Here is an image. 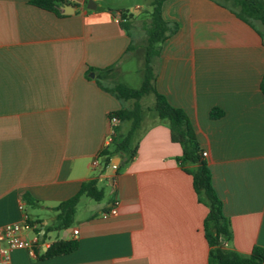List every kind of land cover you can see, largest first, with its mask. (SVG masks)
Masks as SVG:
<instances>
[{
    "label": "crops",
    "instance_id": "0c3cea01",
    "mask_svg": "<svg viewBox=\"0 0 264 264\" xmlns=\"http://www.w3.org/2000/svg\"><path fill=\"white\" fill-rule=\"evenodd\" d=\"M31 1L0 0V227L31 224L23 236L39 238L35 256L16 250L12 264H208L209 210L179 165L181 146L156 113H143L133 160L116 154L107 169L92 167L111 146L112 114L133 107L109 90L117 83L132 88L128 66L141 48L122 12H142L140 0H96V10L88 9L90 0H63L75 8L63 17ZM162 14L178 32L154 60L155 89L186 112L208 154L231 224L226 248L249 256L264 248V43L211 0H167ZM108 69L101 84L90 73ZM148 98L154 104L153 96L141 104ZM116 128L120 136L130 127ZM91 180L103 199L81 197L72 226L47 232L59 225L55 209ZM117 201L118 214L103 218ZM60 240H76L79 248L42 258Z\"/></svg>",
    "mask_w": 264,
    "mask_h": 264
},
{
    "label": "trees",
    "instance_id": "16d2710c",
    "mask_svg": "<svg viewBox=\"0 0 264 264\" xmlns=\"http://www.w3.org/2000/svg\"><path fill=\"white\" fill-rule=\"evenodd\" d=\"M167 0H153L150 4V22L144 26L146 33L145 66L143 81L138 89L128 87L123 83H117L109 90L122 104L133 102V107L128 109L123 106L120 111L112 114L120 124H129V131L125 135L115 138L110 148L104 149L99 159L102 170L112 164L116 154H124L127 162L133 160L137 153V145L132 146L133 136L139 129L144 108L142 99L148 96L154 97V105L149 108L157 114L171 132V140L182 148V155L178 162L180 167L193 179V186L201 204L205 205L209 212L204 221V232L211 247L208 264H264V248L255 246L249 256H243L233 250L221 246V241L229 242L232 239L231 224L223 213L222 201L217 196L212 182V174L206 159L202 156V149L197 139L195 128L183 109L172 106L167 99L155 89L156 73L154 60L161 54L162 45L178 32L177 24L167 23L163 19L162 6ZM230 10L240 20L258 32L264 43V0H211ZM31 5L40 9L53 12L63 17V0H32ZM124 19L134 17L132 12H122ZM127 28L128 24H123ZM111 70L97 71V81L100 83L101 73H109ZM261 92L264 96V78L261 82ZM221 112H212L211 117L221 116ZM117 129V128H116ZM86 196L99 202L104 197V191L97 186V180H91L82 185L76 196L61 203L55 210L59 212L57 220L59 225L49 228L47 232L67 229L72 226L76 207L81 197ZM27 202H33L26 196ZM79 248L76 240H60L53 243L44 253V259L68 255Z\"/></svg>",
    "mask_w": 264,
    "mask_h": 264
},
{
    "label": "built area",
    "instance_id": "2783aa9c",
    "mask_svg": "<svg viewBox=\"0 0 264 264\" xmlns=\"http://www.w3.org/2000/svg\"><path fill=\"white\" fill-rule=\"evenodd\" d=\"M119 121L115 117H111V128L106 140L107 146L112 145L113 141L117 137V125ZM207 152L202 151V156L207 157ZM101 166L100 159L97 158L92 162V167L97 169ZM118 166L115 164L113 168ZM119 202H115L113 207L108 211L102 213L103 218H108L118 214ZM20 209L23 210L24 206L21 205ZM34 229V225L31 224H7L0 227V264H12L11 253L16 250H27L31 256H35L34 246L38 241V236L34 240H28L23 236L26 231ZM74 235H78V230L73 231ZM226 242L221 241V246L226 248Z\"/></svg>",
    "mask_w": 264,
    "mask_h": 264
},
{
    "label": "rangeland",
    "instance_id": "374dc122",
    "mask_svg": "<svg viewBox=\"0 0 264 264\" xmlns=\"http://www.w3.org/2000/svg\"><path fill=\"white\" fill-rule=\"evenodd\" d=\"M153 0H140V2L143 5L142 12H139L138 10L134 12V17H131L130 20L132 21V25L136 27V40H135V46L140 47L141 49L138 51V54H134V56L137 59V63L134 61L129 62L128 68L132 72L129 75L130 81L128 84L133 89H138L143 81V72H144V66H145V45H146V33L144 30V26L150 22V4ZM149 10V11H148ZM142 71H139V69ZM132 102L130 103L131 106ZM154 104L152 103V99L148 98L144 100L143 102V108L144 112H148L149 108H151Z\"/></svg>",
    "mask_w": 264,
    "mask_h": 264
},
{
    "label": "water",
    "instance_id": "95a60500",
    "mask_svg": "<svg viewBox=\"0 0 264 264\" xmlns=\"http://www.w3.org/2000/svg\"><path fill=\"white\" fill-rule=\"evenodd\" d=\"M96 8H97L96 0H90L88 2V9L96 10ZM62 11L64 15H72L75 12V8L72 5H64L62 7ZM91 77H94V74H92ZM116 160L118 161V163L120 162L119 158H116ZM115 165L118 166L117 164Z\"/></svg>",
    "mask_w": 264,
    "mask_h": 264
}]
</instances>
